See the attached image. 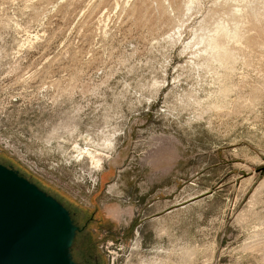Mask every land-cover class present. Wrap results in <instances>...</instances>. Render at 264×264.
<instances>
[{"label": "rangeland", "instance_id": "rangeland-1", "mask_svg": "<svg viewBox=\"0 0 264 264\" xmlns=\"http://www.w3.org/2000/svg\"><path fill=\"white\" fill-rule=\"evenodd\" d=\"M195 1L0 0V160L102 218L101 264H264V24L222 65Z\"/></svg>", "mask_w": 264, "mask_h": 264}, {"label": "water", "instance_id": "water-1", "mask_svg": "<svg viewBox=\"0 0 264 264\" xmlns=\"http://www.w3.org/2000/svg\"><path fill=\"white\" fill-rule=\"evenodd\" d=\"M78 229L62 201L0 162V264H79Z\"/></svg>", "mask_w": 264, "mask_h": 264}, {"label": "bare ground", "instance_id": "bare-ground-1", "mask_svg": "<svg viewBox=\"0 0 264 264\" xmlns=\"http://www.w3.org/2000/svg\"><path fill=\"white\" fill-rule=\"evenodd\" d=\"M163 1L167 2L170 0ZM220 1L216 0V3L222 5L221 9L218 10L221 15L215 21L213 28L209 33L204 34L201 40L206 43V51L213 53L220 64L231 66L235 65L238 60H244L241 48L238 49L234 45L233 47L231 45L235 44V46H239V43L246 37L247 33L245 29L250 23L249 18L251 15L260 18V21L264 24V7L253 6L250 11L248 9L250 7L248 5L249 3L243 4L247 0H223V4H220ZM195 2V0H188V9H191ZM239 3L241 4L239 5ZM218 103L219 101H217ZM113 142L114 140L112 139L108 141V148L115 146ZM108 150L106 151H111ZM79 154L90 157L92 167L95 171H101L104 167L105 160L110 157V153L101 155L85 147L82 148Z\"/></svg>", "mask_w": 264, "mask_h": 264}, {"label": "flooded vegetation", "instance_id": "flooded-vegetation-1", "mask_svg": "<svg viewBox=\"0 0 264 264\" xmlns=\"http://www.w3.org/2000/svg\"><path fill=\"white\" fill-rule=\"evenodd\" d=\"M0 162L6 165H12L1 160ZM58 199L63 202L60 198ZM69 210L71 211L74 222L79 226L72 248L74 259L79 264H101L103 257L97 246L98 228L96 226L98 225L100 227L103 225L101 223L103 222L102 218L98 217V215L96 216V214L93 215V212H88L87 208L76 212L70 208Z\"/></svg>", "mask_w": 264, "mask_h": 264}, {"label": "built area", "instance_id": "built-area-1", "mask_svg": "<svg viewBox=\"0 0 264 264\" xmlns=\"http://www.w3.org/2000/svg\"><path fill=\"white\" fill-rule=\"evenodd\" d=\"M0 144L5 145L8 147L9 143L5 140L0 139ZM10 149H12L14 152L11 151L12 155H14L22 165L26 166L29 171L33 174L42 175L46 172V166L42 164L45 159L43 158H32L28 154L24 153H18L16 150H14V147L10 145ZM77 152V150H76ZM74 157L77 159V153L74 154Z\"/></svg>", "mask_w": 264, "mask_h": 264}, {"label": "crops", "instance_id": "crops-1", "mask_svg": "<svg viewBox=\"0 0 264 264\" xmlns=\"http://www.w3.org/2000/svg\"><path fill=\"white\" fill-rule=\"evenodd\" d=\"M110 171L112 172V170H109L108 172H110Z\"/></svg>", "mask_w": 264, "mask_h": 264}]
</instances>
